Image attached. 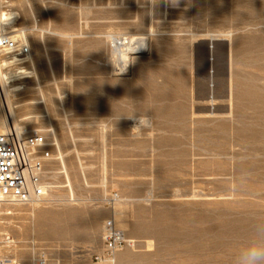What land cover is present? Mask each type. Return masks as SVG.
<instances>
[{
	"label": "rangeland",
	"instance_id": "rangeland-1",
	"mask_svg": "<svg viewBox=\"0 0 264 264\" xmlns=\"http://www.w3.org/2000/svg\"><path fill=\"white\" fill-rule=\"evenodd\" d=\"M0 11L16 12L30 48L18 66L0 57L24 86L7 97L53 154L45 201L0 203V255L234 264L264 239V0H0ZM208 32L231 42V97L213 109L193 76L195 36ZM114 39H133L124 74ZM18 67L37 75L17 80ZM107 220L125 243L96 261Z\"/></svg>",
	"mask_w": 264,
	"mask_h": 264
},
{
	"label": "built area",
	"instance_id": "built-area-1",
	"mask_svg": "<svg viewBox=\"0 0 264 264\" xmlns=\"http://www.w3.org/2000/svg\"><path fill=\"white\" fill-rule=\"evenodd\" d=\"M29 46L19 37L0 35V57L5 55L9 67L26 63ZM14 57L19 59L13 61ZM53 154L45 135L40 130L19 134L14 127L0 132V202L8 204H30L43 202L51 190L49 172ZM1 243L11 248L14 244L9 235ZM125 236L111 220L103 225L102 250L94 255L96 261L112 259L124 245ZM0 264H22L10 253L0 255ZM34 264H48L45 254L35 258Z\"/></svg>",
	"mask_w": 264,
	"mask_h": 264
},
{
	"label": "bare ground",
	"instance_id": "bare-ground-1",
	"mask_svg": "<svg viewBox=\"0 0 264 264\" xmlns=\"http://www.w3.org/2000/svg\"><path fill=\"white\" fill-rule=\"evenodd\" d=\"M16 12H10V13H6L4 11H0V35L1 34H9L12 37H15L16 35H18V32H21V30H19L18 28L14 27V20L16 17ZM200 36H206L207 38H220L219 36H230V33H225V34H218V33H205V34H199L195 36V40L200 39ZM143 44H141L137 49H135V51L138 52H142L144 51L146 44H145V37L141 38ZM113 53H117L119 52V56L122 60V68L120 67L119 71L124 74L126 73L127 70V63H128V54L133 51L134 49H132V43H133V39H125V40H113ZM125 48V49H123ZM220 49V47H219ZM217 51V50H216ZM218 52H215V55L212 53V55L215 58V62L213 64V66L215 67V71H216V75L215 78H213L211 80V82H215V83H219V79H220V74H219V70H220V52L219 55H217ZM29 56L30 54L26 57V61H29ZM118 56V57H119ZM197 67L198 70L201 72L202 70H204L203 68V55L201 53V51L197 52ZM19 59H16L14 57L13 61H18ZM115 61V60H114ZM113 62V61H111ZM120 63V62H119ZM6 66V62H3V64H0V90L3 91L4 93V97L2 94V98L4 101V112H3V117L0 118V126H4L5 129L10 126V127H14V129L19 133V134H25L26 132H23L21 127L18 124V117L15 115L12 105L10 103V100L7 97V94H13L14 91H19L21 89H24V86H22V83H15V84H9V80L7 77V73L2 70V67ZM17 73L16 76L17 80L19 79H23V78H27V77H31V76H36V71L33 70L31 72H27L26 70H24L23 67H18L17 69ZM14 70V71H16ZM13 71V75L14 74ZM33 74V75H31ZM10 76V75H9ZM11 77V76H10ZM216 84V86H217ZM5 98H6V103L5 104ZM207 101L210 104L211 109H213V105H215L216 100L213 99H209V100H204ZM210 113V112H209ZM214 112H211L210 114H213ZM4 129V130H5ZM4 130L0 129V132H3ZM30 132V131H29ZM28 133V132H27ZM69 183V182H68ZM72 192V191H70ZM73 194V193H72ZM1 203V202H0ZM117 214V213H116Z\"/></svg>",
	"mask_w": 264,
	"mask_h": 264
},
{
	"label": "water",
	"instance_id": "water-1",
	"mask_svg": "<svg viewBox=\"0 0 264 264\" xmlns=\"http://www.w3.org/2000/svg\"><path fill=\"white\" fill-rule=\"evenodd\" d=\"M220 47V49H219ZM217 50V51H216ZM203 55L201 72L197 67V52ZM215 52H220V88L219 83L211 82L216 71L213 66ZM195 99L199 101L213 99L216 102L229 100L231 97V42L228 38H200L195 40L192 49ZM217 84V86H216Z\"/></svg>",
	"mask_w": 264,
	"mask_h": 264
},
{
	"label": "clouds",
	"instance_id": "clouds-1",
	"mask_svg": "<svg viewBox=\"0 0 264 264\" xmlns=\"http://www.w3.org/2000/svg\"><path fill=\"white\" fill-rule=\"evenodd\" d=\"M140 123L143 124L144 121L141 120ZM234 264H264V239L255 238L247 246L242 247Z\"/></svg>",
	"mask_w": 264,
	"mask_h": 264
},
{
	"label": "crops",
	"instance_id": "crops-1",
	"mask_svg": "<svg viewBox=\"0 0 264 264\" xmlns=\"http://www.w3.org/2000/svg\"><path fill=\"white\" fill-rule=\"evenodd\" d=\"M219 88H220V79H219Z\"/></svg>",
	"mask_w": 264,
	"mask_h": 264
}]
</instances>
